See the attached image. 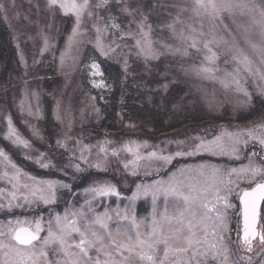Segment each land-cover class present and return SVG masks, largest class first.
<instances>
[{"label": "rangeland", "instance_id": "374dc122", "mask_svg": "<svg viewBox=\"0 0 264 264\" xmlns=\"http://www.w3.org/2000/svg\"><path fill=\"white\" fill-rule=\"evenodd\" d=\"M254 2L259 5L260 0ZM89 3L78 33L70 41L76 17L71 12L65 14L59 3L50 8L48 0H0V4L4 5V11H0V25L5 34L0 31V43L10 47L15 54L13 61L6 63L0 59V149L9 158H0V174L8 173V177L0 178V205H3L0 208V223L16 217H27L32 221L40 219L43 229L41 236H46L50 221L55 229L57 214L63 216L66 212L83 211L90 221L96 213L107 210L113 216V220L108 222L113 231L118 223L131 230L130 222L118 221L114 210L120 209L123 213L130 206L127 197L132 195L137 184L167 181L171 172L184 165H216L227 172L248 165L251 158L252 163L264 166V146L251 140L247 145L241 144L239 152L233 156L212 155L203 151L192 156L174 155L177 151L194 149L195 144L199 143L196 137L211 140L224 132H236L264 123V81L258 76L242 77V86L248 96L237 92L234 85L225 88L220 81L225 79L226 72H233L235 64L224 44H210L216 59L212 62L205 60V56L212 55L201 42L212 39L207 21L203 29L206 35L197 36L199 50L189 47L188 55L184 56L165 47L183 48L166 25L177 14V8L172 5L187 6L185 0H107L106 3L104 0H89ZM125 7L137 11L128 15L123 11ZM89 11L91 16L87 14ZM141 13L147 16L145 31L148 30L147 25H151L149 38L159 53L155 59L146 60L139 54L136 45V39H141L142 43L144 40L137 26L142 19ZM189 15L183 13L180 18L186 20ZM235 20L236 23H233L232 18L226 16L222 24L217 21V38L223 36L231 44L234 36L239 46L256 59L244 43L243 29L237 28V24L247 27L250 17L237 14ZM113 23L118 24L119 28H112ZM224 25H227V30ZM196 26L199 28L198 23ZM252 39L258 42L259 36L254 34ZM98 44L108 55L101 54ZM100 60L117 68V84L120 83L122 89L129 93L133 105L146 108L145 111L138 108L136 115L127 116L126 111L120 109L124 105H120L112 128L102 131L98 130L104 114L100 103L104 102L106 94L116 84L108 73H104ZM93 61L100 65L102 76L92 75ZM201 66L213 67L216 79L198 75L195 69ZM101 80L103 86H95ZM174 86L179 87L176 95L170 93ZM197 110L215 119L202 121L201 116L196 119L197 122H191L199 125H185L182 118L187 114H196ZM152 116L160 118L161 124L179 127L154 134L155 130L161 129L156 127ZM6 117L11 118L17 134L27 141L28 146L13 143L14 137L7 138ZM178 141L184 143L178 144ZM101 146L107 151L106 157L100 152ZM137 146L141 156L153 151L163 155L172 154V162L164 166L158 161L144 159L138 168L134 167L130 161L135 157L126 148ZM112 149H116L118 155L113 156ZM82 154L86 160L81 159ZM98 161L103 163L102 168L92 166ZM12 164L20 170L18 180H11L16 174ZM42 164L49 166L42 167ZM77 164L82 170L76 169ZM125 164L129 166L125 168ZM40 181L63 182L71 185V189L58 188L57 201L45 204L31 195L42 187ZM105 182L114 185L121 195L92 199L91 194L84 191L95 183ZM14 184L16 187H13ZM248 185L242 182L239 188ZM13 195L15 200L12 199ZM236 195L233 192L229 197L234 205ZM24 196H28L31 202H26ZM10 201L13 205L18 203L21 206L9 210ZM86 201H91V204ZM89 207L94 211L89 212ZM233 209L228 210L227 233L230 248L236 253L232 258L239 259L243 253L252 257L253 264H260L264 256L257 253L264 245L256 240L254 251L247 253L241 248L239 237H233ZM133 210L137 220L145 222L140 230L146 231L153 211L151 197L138 198L130 206V215ZM163 210L164 200L159 197L157 212ZM235 222L238 228L240 221ZM83 223L81 221V226ZM259 225L264 230V220ZM75 239L79 237L75 236Z\"/></svg>", "mask_w": 264, "mask_h": 264}, {"label": "snow or ice", "instance_id": "6c2138e0", "mask_svg": "<svg viewBox=\"0 0 264 264\" xmlns=\"http://www.w3.org/2000/svg\"><path fill=\"white\" fill-rule=\"evenodd\" d=\"M107 0H104L106 3ZM59 3V7L65 14L71 12L76 17V26L73 28V37L78 33V27L82 16L90 7L89 0H48L51 8ZM185 5L173 4L177 8L176 16L166 27L172 35L177 38L183 48H172L165 45L173 53L188 55V48L198 49L197 36L204 37L203 31L205 21L208 22L209 34L212 39H203V47L212 53L205 56V60L212 62L216 59V53L209 47L210 44L217 46L224 44L234 62L233 72H226L225 79L220 82L225 88L234 85L237 92H243L248 96L247 90L242 86V77H259L264 81V0L257 5L254 0H185ZM100 5L98 4L97 7ZM0 11H4V5L0 4ZM128 15H133L136 9L125 7L123 9ZM190 13L186 20L180 17L183 13ZM89 16L92 13H87ZM249 16L250 24L245 27L237 24V28L243 29L244 43L251 49L253 56H250L236 42L233 36L231 44L223 37L217 38L215 29L217 21L223 23L227 16L236 23L235 17ZM142 19L137 22L139 32L144 37L136 39L139 54L145 59H155L159 53L153 48L149 38L151 25L145 26L147 16L141 13ZM7 18V17H5ZM197 23L199 28H197ZM179 26V28H178ZM112 28L117 29L119 25L113 23ZM227 30V25H224ZM99 33L100 29L97 27ZM131 35V33H128ZM258 35L259 41L255 42L252 35ZM229 35H232L229 32ZM47 44V42H45ZM102 55H108L102 46ZM43 51V50H42ZM109 51H112L111 49ZM64 55L61 56L63 62ZM227 62V61H226ZM126 66V65H125ZM93 76H102L100 65L91 64ZM198 75L205 78L216 79V70L213 67L201 66L195 69ZM230 78V79H229ZM95 86H103L101 80ZM165 87H167L165 85ZM8 124L7 138L14 137L13 143L27 145L13 127L10 117H6ZM224 137H227L225 140ZM199 143L194 149L177 151L175 156H192L198 152H208L212 155H237L241 144L256 141L264 146V123L256 124L247 129H240L236 132H224L211 140H204L196 137ZM134 143V142H133ZM183 144V141H178ZM146 144V142H145ZM126 150L133 153L135 159L130 161L134 167H139L140 161L147 159L150 162L155 160L166 166L172 162L173 155L158 154L153 151L147 156H141L136 148L127 147ZM100 152L107 156L106 149L101 146ZM112 155H118L116 149H112ZM255 156V153L252 154ZM0 158L9 160L5 152L0 149ZM237 158H239L237 156ZM81 159L86 158L81 155ZM10 162V161H9ZM39 162V161H38ZM16 169V165H11ZM42 164V167H48ZM96 168L104 165L98 161ZM125 168L129 165L125 164ZM78 171L80 166L75 165ZM159 169H157L158 171ZM19 169L11 180H18ZM135 174V172H133ZM8 177V173L0 174V178ZM242 182L254 184V187L240 189ZM42 187L34 190L31 195L42 200L45 204L55 203L58 199L57 189H71V185L59 181H40ZM13 187H16L14 184ZM25 188L28 185H24ZM86 193L91 194L92 199L96 197L116 196L121 194L111 183H95L85 188ZM236 192L239 197L240 216L242 217V235H239L240 245L247 253L254 251V241L259 240L264 245V231H258V221L264 220V166H258L250 162L239 169L232 168L227 172L222 171L216 165L199 164L184 165L176 171L171 172L167 181H153L151 184H137L135 191L127 199L130 206L140 197H151L153 211L151 220L147 223L146 231H141V225L145 222L138 221L133 210L129 214L130 206L123 210L116 209L115 217L118 221H129L131 230L121 226L119 223L113 231L109 227V221L113 216L106 210L103 213H96L92 220H88L87 214L83 211L66 212L63 216L55 217V229L52 222H49L47 235L41 236L42 224L40 219L32 221L27 217H16L5 223H0V264H253L250 255H239V259H233L236 255L230 248L229 215L228 210L236 206L229 197ZM163 197L164 210L157 212V200ZM16 199L15 195L12 197ZM26 202H31L28 196H24ZM89 205L91 201H86ZM20 207L18 203L8 204L9 210L12 207ZM3 205H0L2 208ZM171 209V210H170ZM94 210L89 207V212ZM81 221H84L81 226ZM134 230V234L133 231ZM78 236L79 239H75ZM95 253V256L93 255ZM257 255L264 256V248ZM55 257V259H53ZM103 257V258H101ZM264 264V259L260 261Z\"/></svg>", "mask_w": 264, "mask_h": 264}, {"label": "trees", "instance_id": "16d2710c", "mask_svg": "<svg viewBox=\"0 0 264 264\" xmlns=\"http://www.w3.org/2000/svg\"><path fill=\"white\" fill-rule=\"evenodd\" d=\"M1 26V30L3 33V26ZM4 34V33H3ZM5 35V34H4ZM4 37V36H2ZM0 59H2L3 61H5L7 63V61H13L15 60L14 58V52L10 49V47H8L7 45H2V43H0ZM100 63L102 65V68L104 70V73H108L110 78L112 79L113 83H115L116 85H113L114 87H112V90L106 94L104 102L100 103V107L102 109V111L104 112L101 122L99 124L98 130H104V129H110L112 128V121L114 120V117L116 116V112L117 109L120 107V105H124L123 107H121V110L126 111L127 116H133L135 114L136 111H138L137 109H141L143 111L146 110V108H136V105H133V102L130 100V95L129 93L127 94L123 89L121 84H117L118 80L117 77H119L118 73L119 71L117 70V68L115 66H111L109 64H107L106 62L100 60ZM8 69V67H7ZM121 86V87H120ZM179 91V87L176 88V86L172 87V89L170 90V93L172 95H176ZM129 103V105H128ZM202 110H197L196 114H187L185 115L182 120L183 123L185 125H199V124H195V123H191V122H197V118L201 117L203 118L202 121L204 120H213L215 118L212 117H208L206 115H204V113L201 112ZM148 112V111H147ZM152 112V110H151ZM204 112V111H203ZM150 113V112H148ZM137 114V113H136ZM135 114V115H136ZM146 114V113H145ZM162 114H160L159 116H161ZM147 116V115H146ZM149 117V116H147ZM195 117V118H194ZM190 118H194V119H190ZM153 121H155L154 123L156 124V127L161 129V131L155 130L154 134H162V133H166L169 131H172L174 129H177L179 127V125H169V124H161V119L157 118L154 116H152ZM163 125V126H162ZM180 131V130H175ZM157 134V135H158Z\"/></svg>", "mask_w": 264, "mask_h": 264}, {"label": "flooded vegetation", "instance_id": "af4514ba", "mask_svg": "<svg viewBox=\"0 0 264 264\" xmlns=\"http://www.w3.org/2000/svg\"><path fill=\"white\" fill-rule=\"evenodd\" d=\"M254 186H255L254 184H249L245 188H247V187H254ZM234 201H235V206L236 207L233 209V214H232L233 216H232V218H234V222L236 220L240 221V224H239V227H238L239 229L236 226V222H235V224L233 222L234 225L232 224L233 237L236 238V237H239V235H242V227H243V225H242V217L239 215L240 214V205H239V197H238V195L234 196ZM261 204H262V207H264V201H262ZM262 221L263 220L258 221V226H257V230L258 231H264L263 230V227L261 225H259V223L262 222ZM233 226H234V228H233ZM255 242L256 241H254V243Z\"/></svg>", "mask_w": 264, "mask_h": 264}]
</instances>
